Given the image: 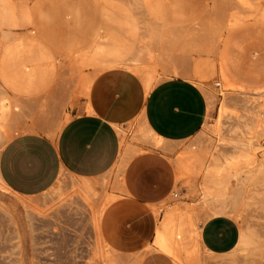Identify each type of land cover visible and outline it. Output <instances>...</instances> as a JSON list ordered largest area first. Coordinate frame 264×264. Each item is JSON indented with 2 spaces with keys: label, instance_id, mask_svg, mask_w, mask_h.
<instances>
[{
  "label": "rangeland",
  "instance_id": "1",
  "mask_svg": "<svg viewBox=\"0 0 264 264\" xmlns=\"http://www.w3.org/2000/svg\"><path fill=\"white\" fill-rule=\"evenodd\" d=\"M16 1L29 15V31L0 33V97L20 101L13 136L56 137L73 114L94 111L101 100L119 112L140 110L148 73L155 84L192 78L207 96L209 113L197 135L179 142L156 141L137 117L128 121L124 159L160 151L176 173L182 164L188 169L177 174L161 206L129 199L120 164L91 179L97 182L91 194L76 189L81 179L66 171L38 195L0 190V264H214L218 257L202 247L199 229L212 207L224 209L222 215L233 216L254 239L240 247L234 264H264V135L254 133L264 113V0ZM7 48L14 61L37 65L42 82L15 83L13 68L2 66ZM116 53L130 68L111 65ZM222 73L234 88L224 87ZM4 144L0 140V151ZM248 172L253 177L241 186ZM208 188L223 193L221 200L206 195ZM19 199L32 204L22 228L8 210ZM165 217L185 254L172 257L155 244L154 226Z\"/></svg>",
  "mask_w": 264,
  "mask_h": 264
},
{
  "label": "crops",
  "instance_id": "2",
  "mask_svg": "<svg viewBox=\"0 0 264 264\" xmlns=\"http://www.w3.org/2000/svg\"><path fill=\"white\" fill-rule=\"evenodd\" d=\"M144 94L140 110L131 114L119 112L116 107L106 108L101 100L94 111L89 107L88 112L73 114L56 137L33 132L14 135L0 151L1 183L15 194L29 197L51 188L61 171L85 179L104 175L126 160L123 138L128 121L136 117L146 130L168 142L188 140L204 126L208 100L192 78H166L150 91L144 84ZM126 161L121 186L129 199L161 206L177 186V173L170 159L160 151H147ZM154 234L155 244L173 257L165 249L176 245L169 218L155 224ZM240 241L241 229L228 215L217 213L200 226L202 247L218 257L214 264L239 262L238 249L244 246ZM253 242L252 238L248 244Z\"/></svg>",
  "mask_w": 264,
  "mask_h": 264
},
{
  "label": "bare ground",
  "instance_id": "3",
  "mask_svg": "<svg viewBox=\"0 0 264 264\" xmlns=\"http://www.w3.org/2000/svg\"><path fill=\"white\" fill-rule=\"evenodd\" d=\"M151 9V8H150ZM31 12V11H30ZM232 21V20H231ZM29 25H30V21H29V15L28 13L24 10V8L22 6H20L18 4V2L16 0H0V33L2 34V36H4L3 38H9V37H16L18 34L22 33V32H26L29 31ZM157 46V45H156ZM14 48V47H13ZM8 49V48H7ZM5 49V54L3 56V65L5 69L9 68L8 66H11V68H13V81H19L20 84H25L27 87L30 86V88L35 84H39V82L42 80V76L40 75L41 73L37 72L35 69L37 65H33V69L29 68V64L27 65V63L25 62H21L18 63L16 61H14V51L12 50V48H9L8 50ZM17 49V48H16ZM113 52H117V50H112ZM4 53V52H3ZM19 55V54H18ZM42 55V54H41ZM51 56V55H50ZM115 56H117L114 60V62L111 64L112 66L115 67H125V68H130L129 66H127L126 64H123L120 60V57L117 55V53L115 54ZM44 57V55L42 56ZM41 58V56H40ZM46 59V57H44ZM25 60V59H24ZM36 60V59H35ZM42 60V58H41ZM34 61V60H33ZM38 61V60H36ZM112 61V60H111ZM124 61V60H123ZM1 62V61H0ZM134 62V61H133ZM30 63V62H28ZM32 63V62H31ZM30 63V64H31ZM34 63V62H33ZM36 63V62H35ZM136 63V62H135ZM39 67V66H38ZM140 67V66H138ZM141 68V67H140ZM139 68V70H140ZM2 69V68H1ZM0 69V70H1ZM142 69V68H141ZM11 70V69H10ZM11 70V71H12ZM38 70V69H37ZM43 70V69H42ZM41 70V71H42ZM57 70V69H56ZM55 70V71H56ZM39 71V70H38ZM8 72V71H7ZM142 72V70L140 71V73ZM2 73V72H1ZM43 73V72H42ZM143 73V72H142ZM5 75V74H3ZM44 76V75H43ZM142 76V75H141ZM9 77V76H8ZM7 77V78H8ZM223 78V79H222ZM142 79V78H141ZM221 79L223 82L224 87H227V89H232L234 88V85L231 84L226 77L222 74ZM144 81L145 87L147 89V91H150V89L152 88V86L155 84L153 82L154 79V75L151 73H148L144 79H142ZM7 82V81H6ZM42 82V81H41ZM40 82V83H41ZM16 83V82H15ZM44 83V81H43ZM18 87V85H17ZM16 89V88H15ZM228 89V90H229ZM224 90V88H223ZM235 90V89H234ZM28 91V90H27ZM30 92V91H29ZM210 92V91H209ZM234 92V91H233ZM18 93V92H17ZM40 93V92H39ZM237 93V92H236ZM242 93V92H241ZM6 94V93H5ZM9 94V93H8ZM262 95V99L264 100V90L261 91ZM2 95V94H1ZM34 95V94H33ZM259 96V94H258ZM255 97V96H254ZM19 99L15 98V97H11L6 95H3L0 97V140L4 143H6L12 135V130L15 131V128L17 125H19V120H18V115L17 112L20 109V105H19ZM263 105V104H262ZM262 116H260L257 119L256 125H255V130L254 133L257 136H263L264 135V113H260ZM21 122V121H20ZM23 123V122H21ZM20 123V124H21ZM22 125V124H21ZM22 127V126H20ZM146 130V129H145ZM147 131L154 137L156 138V141L158 140H163L162 138L158 137L156 134H154L151 130L147 129ZM18 132V131H16ZM146 132V131H145ZM147 133V132H146ZM14 134V133H13ZM136 134V133H135ZM150 135V136H151ZM13 137V135H12ZM145 137V136H144ZM138 138V137H136ZM143 138V137H142ZM135 139V138H134ZM139 139V138H138ZM142 140V139H141ZM139 139V141H141ZM147 140V139H146ZM124 141V138H123ZM150 141V140H149ZM154 141V140H153ZM143 142V141H142ZM145 143V142H144ZM208 143V142H207ZM127 147V146H126ZM159 147V146H157ZM135 148V147H133ZM132 149V148H131ZM133 151V150H132ZM140 151V150H139ZM137 152V151H136ZM195 157V156H194ZM197 157V156H196ZM185 158V157H184ZM191 158V157H190ZM193 158V157H192ZM187 159V158H186ZM180 160V159H179ZM182 160V159H181ZM192 160V159H191ZM199 161V160H198ZM190 162V161H189ZM127 161L126 160H122L120 161L118 164H120V168L121 171H124V168L126 166ZM179 164L181 162H178ZM188 163V162H187ZM197 163V162H196ZM186 164V162H185ZM177 165V164H176ZM181 165V164H180ZM187 165V164H186ZM118 166V165H117ZM188 166V165H187ZM179 167V166H177ZM181 171H179L180 174L178 176H181L183 174L186 173V170L188 171L187 167L182 164L181 166ZM189 167V166H188ZM118 168V167H117ZM191 168V167H190ZM177 169V168H176ZM120 172V169L118 170ZM242 171V170H241ZM251 171V170H250ZM178 172V171H177ZM181 172V173H180ZM118 174V172H117ZM121 174V173H120ZM248 176H245V178H241L240 179V185L243 186L247 183V180H249L251 177H253L252 175L249 176V172L247 173ZM122 175V174H121ZM238 176V175H237ZM119 177V176H118ZM182 177V176H181ZM250 177V178H248ZM122 178V177H121ZM120 178V181H121ZM179 179V177H177ZM238 178V177H237ZM81 180L77 183L75 182V184L77 183V188L81 191H83L84 193L86 192H94V190H96V183L94 181H92L91 179H85V178H80ZM254 179V178H253ZM264 180V179H263ZM98 181V180H97ZM119 181V182H120ZM118 182V183H119ZM123 182V178L121 181V184ZM255 182V181H254ZM253 182V183H254ZM257 182V181H256ZM74 184V182L72 183ZM74 184V185H75ZM250 186L251 183H250ZM255 187V186H254ZM242 189V188H241ZM255 189V188H253ZM0 190H7L9 192H12L11 190H9L6 186H4L1 183L0 180ZM216 189L213 188H208V191H206L207 193H205L206 195H214L215 199L214 201H220L221 197L223 196V193L221 192H217L215 191ZM239 190V189H237ZM97 191V190H96ZM95 191V193H96ZM13 193V192H12ZM85 193V194H86ZM15 194V193H14ZM91 194V193H90ZM227 196V195H226ZM201 198V197H200ZM205 195L202 196L203 201L205 200ZM239 198V197H238ZM212 199V198H211ZM243 199V198H242ZM245 200V198H244ZM241 201V200H240ZM200 202V201H199ZM238 200L235 201V205H238L240 207L244 206L245 203L239 202L237 203ZM232 204V205H234ZM219 205V204H218ZM217 205V207H218ZM234 205V206H235ZM203 206L208 207V205L206 203L203 204ZM221 206V205H220ZM233 206V207H234ZM32 204L30 202L24 201V200H14L13 202H11V204L8 206V210L12 213L13 217L15 218L16 222L22 227H25L28 225V220H27V215L30 214V210H31ZM228 207V206H227ZM213 208V207H212ZM210 210V217L217 214V213H224V209H212ZM244 208V207H243ZM242 208V209H243ZM210 209V208H209ZM231 209V207H230ZM199 210V209H198ZM228 210V209H227ZM241 210V208H240ZM27 214H26V213ZM227 212V211H226ZM232 212V211H231ZM241 212V211H240ZM228 213V212H227ZM37 215V214H36ZM32 216V215H31ZM202 216V215H201ZM207 216V215H206ZM206 216L205 219H206ZM209 217V218H210ZM233 217V216H231ZM202 221V220H201ZM205 222V220H203ZM197 228V227H196ZM200 229V228H199ZM242 229V228H241ZM244 229V228H243ZM242 229V231H243ZM189 230V229H188ZM187 230V231H188ZM198 230V229H197ZM195 231V230H194ZM193 232V230H192ZM196 231V235H197ZM190 233V231H189ZM247 233V232H246ZM244 232H241V241L240 243L243 245H246L248 243L251 242L252 240V235H248ZM191 235V234H189ZM195 235V236H196ZM198 236V235H197ZM196 236V237H197ZM193 237V236H192ZM189 238H187L188 240ZM196 239V238H195ZM198 239V238H197ZM175 240V239H174ZM198 241V240H197ZM184 242V241H183ZM199 244V242H197ZM182 244V243H181ZM241 244L239 246H241ZM184 246V245H183ZM185 247V246H184ZM246 248V247H244ZM165 249L167 251H169L174 257L180 256L181 254H185V250L182 247H179V245H173V246H166ZM205 249V248H204ZM241 249V248H240ZM239 250V249H238ZM245 250V249H244ZM247 250V249H246ZM239 254V253H237ZM250 255V254H249ZM208 264V263H207Z\"/></svg>",
  "mask_w": 264,
  "mask_h": 264
},
{
  "label": "built area",
  "instance_id": "4",
  "mask_svg": "<svg viewBox=\"0 0 264 264\" xmlns=\"http://www.w3.org/2000/svg\"><path fill=\"white\" fill-rule=\"evenodd\" d=\"M216 85L218 86V85H219V83H216ZM174 196H178V193H174Z\"/></svg>",
  "mask_w": 264,
  "mask_h": 264
}]
</instances>
